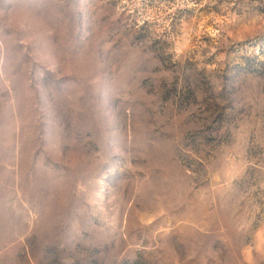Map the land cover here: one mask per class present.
<instances>
[{
  "label": "rangeland",
  "instance_id": "374dc122",
  "mask_svg": "<svg viewBox=\"0 0 264 264\" xmlns=\"http://www.w3.org/2000/svg\"><path fill=\"white\" fill-rule=\"evenodd\" d=\"M0 264H264V0H0Z\"/></svg>",
  "mask_w": 264,
  "mask_h": 264
}]
</instances>
